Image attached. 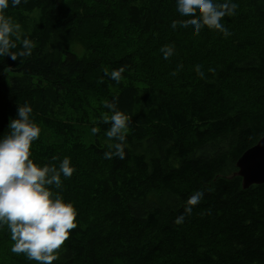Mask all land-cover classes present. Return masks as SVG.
Wrapping results in <instances>:
<instances>
[{
    "label": "trees",
    "instance_id": "1",
    "mask_svg": "<svg viewBox=\"0 0 264 264\" xmlns=\"http://www.w3.org/2000/svg\"><path fill=\"white\" fill-rule=\"evenodd\" d=\"M233 2L245 20L264 25V0ZM6 15L35 48L31 57L0 60V135L18 105L28 104L41 129L31 158L58 166L67 157L75 169L61 195L75 207L78 226L53 264H157L162 254L171 264H264V184L244 189L236 175L238 159L264 136V48L235 60L216 53L211 62L199 35L190 40L184 34L190 30L171 27L186 19L175 0H27ZM174 41L193 49L192 65L210 61L200 69L203 77L196 72L195 83L180 93L175 76L163 85L145 67ZM74 42L86 48V59L69 50ZM239 45L254 47L249 39ZM121 67L119 83L104 76ZM238 75L253 85L240 86L233 80ZM90 97L101 105L90 122L100 133L84 137L82 110L92 106ZM113 98L131 117L122 161L103 158L108 125L99 121L111 115L103 104ZM56 105L69 106L74 117H58ZM197 191L201 201L174 223ZM92 203L103 209L89 212ZM207 225H214L211 236L224 238V251L188 234L197 228L201 235ZM0 232L10 237L6 228ZM7 241L0 235L1 245L10 246ZM9 259L35 264L12 252Z\"/></svg>",
    "mask_w": 264,
    "mask_h": 264
},
{
    "label": "clouds",
    "instance_id": "2",
    "mask_svg": "<svg viewBox=\"0 0 264 264\" xmlns=\"http://www.w3.org/2000/svg\"><path fill=\"white\" fill-rule=\"evenodd\" d=\"M27 0H0V60L9 57L13 61L31 57L35 44L24 32L21 25L6 15L9 7L16 8ZM238 5L233 0H175V10L179 17L177 26L199 35L205 27L220 32L224 37L231 33L221 23L225 16L235 15ZM163 59H169L172 47L161 49ZM196 72L203 77L200 67ZM124 68L105 70L104 76L115 82L121 81ZM174 75V73H173ZM105 101L103 107L111 113L105 114L100 124L108 125L104 131L107 150L103 158L124 160L126 156L127 134L130 115L119 109L114 102ZM33 109L24 104L17 108V114L7 126V133L0 135V230L7 229L12 245L10 251L23 255L35 264H53L58 259L57 252L77 228V212L73 204L61 195L63 181L70 179L75 169L70 158L59 160L58 166L50 163L39 164L31 158V148L37 141L41 129L32 116ZM93 135L100 128H91ZM202 192H195L186 201L183 214L174 223L180 224L184 214L190 215L194 206L202 199Z\"/></svg>",
    "mask_w": 264,
    "mask_h": 264
},
{
    "label": "rangeland",
    "instance_id": "3",
    "mask_svg": "<svg viewBox=\"0 0 264 264\" xmlns=\"http://www.w3.org/2000/svg\"><path fill=\"white\" fill-rule=\"evenodd\" d=\"M221 23L224 24V26L231 33L230 36L224 37L220 32L215 31V30H208L206 27L202 29L199 33V39L201 41L200 44L205 43L211 49V51H209L210 55L212 52V55L210 57L211 62L214 60L215 56L213 55L216 53H217L216 59H218L217 57L224 56L228 58V60H235L237 58L245 57V55L247 56L251 52L264 48V25L259 26L252 22H249L244 19L243 15H239V13L237 12H235V15L231 17L225 16L223 20L221 21ZM184 34H185V37L190 40H192V38L194 37V35H192L191 32L190 31L188 32L187 30L184 31ZM95 35L97 34H94L93 32L89 34V36L91 37H94ZM248 39L249 41L253 43L254 47L250 49L240 47L239 45L240 42H243ZM216 40H217V43H216ZM195 44H198V47L201 46L198 43V40L195 41ZM195 44L193 43L192 47H194ZM170 46L174 48L173 55L169 59L165 60L163 59V53L161 52V49L163 47H170ZM129 47L130 46H128V48ZM69 50L76 53L80 57L87 58L86 48L79 42L72 43L71 46L69 47ZM186 50L187 51L189 50V51L187 52ZM192 50H193L192 48L190 47L186 48L184 46H181L178 42L174 41L173 43L160 47L158 53L148 59L147 63H145V67L149 72H154L157 75L159 74L158 79L161 83H163V85L168 84V81L164 82L165 78L175 76L177 78V83H176L177 92L178 93L184 92V90H187L186 88L187 85L192 86L195 83V81L198 79V77L195 76L196 66H199L200 69L202 70V69H205L208 63L210 62L209 61L206 63L204 61L201 64L192 65L191 64L192 58L190 56V53L192 52ZM184 52H187V54H185ZM56 55L64 57L65 52L63 53L62 51H58ZM207 56H208V53H207ZM233 80H235L240 86L246 85L249 87V85H253V81L247 75L233 76ZM42 84H45V82L42 81ZM179 84H183V86ZM89 99L91 100L92 106L90 107L86 106L85 109L82 110L84 115L82 117L83 122L81 123V127H82L84 137L88 136L91 132L92 127H90L91 125L90 122H93L94 117L96 115L95 108H98L101 106L97 103L95 98L90 97ZM70 109L71 108L69 106L63 107L60 105H56L54 107V111L56 115L61 118H64L67 115L74 117V114L72 113ZM78 120H80V118H78ZM79 140L83 141L82 139H79ZM83 144L87 145V143H83ZM145 147L147 148L149 147V145L146 144ZM79 158H80V154H76V153L73 154V159L75 161L78 160ZM78 161L81 162V160H78ZM154 199L156 200V198ZM102 209H103L102 205L92 203L89 207V212H93V214H96V213H99ZM195 216L196 215L192 214L191 219L194 220ZM184 225L186 227V222L184 223ZM213 228H214V225H209V226L207 225L203 227L201 230V235H199L200 233L197 231V228H194L192 230H189L188 234L189 235L192 234L193 235L192 239L193 240L197 239L199 243H202L206 246H213L215 248H221L224 251L226 249V246H225L226 242H224L223 240L224 238L217 239L216 237L211 236V231L213 230ZM0 235L3 236L4 240L6 241L9 240V242L8 241L7 242L10 244V246L0 244V260H3L4 264H15V262L12 259H9V254L11 252L10 248L12 245V241L10 237L6 236L5 233L3 232H0ZM166 253L168 255L169 251H167ZM157 264H171V260L165 254H162V256L158 259Z\"/></svg>",
    "mask_w": 264,
    "mask_h": 264
},
{
    "label": "water",
    "instance_id": "4",
    "mask_svg": "<svg viewBox=\"0 0 264 264\" xmlns=\"http://www.w3.org/2000/svg\"><path fill=\"white\" fill-rule=\"evenodd\" d=\"M236 175L242 178L243 188L264 184V136L238 159Z\"/></svg>",
    "mask_w": 264,
    "mask_h": 264
},
{
    "label": "bare ground",
    "instance_id": "5",
    "mask_svg": "<svg viewBox=\"0 0 264 264\" xmlns=\"http://www.w3.org/2000/svg\"><path fill=\"white\" fill-rule=\"evenodd\" d=\"M136 4V3H135ZM134 4V5H135ZM138 4V3H137ZM219 34V33H218ZM214 37V36H213ZM211 39V38H210ZM214 39V38H213ZM215 40V39H214ZM220 40V39H219ZM213 41V40H212ZM216 43H217V40H216ZM212 44V43H211ZM221 44V43H220ZM222 45V44H221ZM171 47V46H170ZM220 49V48H219ZM94 50H96V48L94 49ZM223 50V49H222ZM89 51V50H88ZM103 51H104V49H103ZM233 51H234V49H233ZM216 52V51H215ZM90 53V52H89ZM88 53V54H89ZM231 53V52H230ZM233 53V52H232ZM93 54H95V53H93ZM99 54V53H98ZM149 56V55H148ZM84 59H86V58H84ZM83 59V60H84ZM91 60H92V57H91ZM86 66V65H85ZM95 72V71H94ZM97 75V74H96ZM101 76V75H100ZM241 78V77H240ZM102 79V78H101ZM110 82V81H109ZM106 83V82H105ZM109 84V83H108ZM102 89V88H101ZM109 91V90H108ZM101 92V91H100ZM102 95V94H101ZM82 144V143H81ZM85 146V145H84ZM89 148V147H88ZM89 151V150H88ZM88 200V199H87ZM91 201V200H90Z\"/></svg>",
    "mask_w": 264,
    "mask_h": 264
}]
</instances>
